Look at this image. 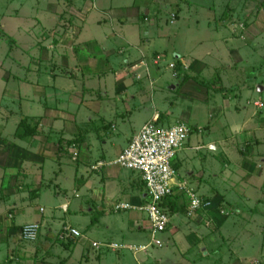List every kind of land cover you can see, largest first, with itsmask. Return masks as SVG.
Segmentation results:
<instances>
[{"label": "rangeland", "instance_id": "1", "mask_svg": "<svg viewBox=\"0 0 264 264\" xmlns=\"http://www.w3.org/2000/svg\"><path fill=\"white\" fill-rule=\"evenodd\" d=\"M219 21L226 24L220 25ZM84 22L98 27L92 29V26L83 32ZM92 30L100 33H96L99 44L93 45L94 50L89 49L86 43L89 37H93ZM219 33L221 37H218ZM106 36L112 37L106 44V47L114 49L110 56L99 50L106 43ZM131 37H136L135 42L147 55L134 60V67H128L132 73L124 77V81L135 76V71L142 73L144 69L146 73L148 68H151L150 77L138 74L134 80L137 83L131 85L130 91L123 92L121 85L126 83L121 82L117 93L113 94L114 89L109 92V88L112 89L109 85H112L114 75L123 73L121 65L129 64L125 61L126 53L119 49L135 50L131 46ZM233 39L237 44L228 43ZM227 49L230 61L218 60L219 55L216 58V54L227 52ZM176 58L185 59L186 64L197 59L204 65L196 70L192 67L186 70L182 64L175 68ZM83 64L95 70H90V73L83 70L85 74L81 73L79 67ZM56 69L65 71L64 77L75 78L73 83L77 92L83 90L81 97L85 99L82 102L86 101V104L80 105L79 109L93 122L84 123L79 132L72 125L67 130V121L60 120L66 116L59 113L67 114V109L74 111L75 107L71 110L61 102L67 100L75 104L80 99L79 95L68 92L55 94L47 89L44 100L42 93L34 91L36 77L42 71H46L43 74L48 78L52 77ZM200 69L204 75L198 74ZM103 84L107 85L105 98H101L104 95L101 92L104 91ZM24 88L32 97L25 105L21 104L24 103L21 95ZM132 95L134 100L130 98ZM59 100L61 102L58 103ZM44 102L51 108L62 105L66 109L61 107L57 108L58 112H53L58 116L53 120L56 119L61 127L49 131L41 126L40 132L37 125L38 132L34 137L20 140L17 130L19 121L25 117L22 114L41 115L40 104ZM255 102L264 105V0H0V198L11 196V199L20 200V195L26 191L27 196L23 199L30 200L18 210L17 222L32 219L35 210L45 206L47 212L55 213L56 230L64 222L81 233L71 242L70 249L65 245L67 238L60 243L55 237L50 239L52 243L47 248L48 227H41L43 232L39 240L27 241L19 235L18 249L24 250L25 254L14 264H54L55 261L59 264L61 257L67 258L65 264H264V162L261 161L264 158V129L250 140L240 136L234 139L230 130L225 132L228 139H222L220 133L213 136L210 130L200 134L191 130L190 146L197 136L203 141L222 139L226 146L225 153L217 157V163L205 156L206 149H191L186 154L179 152L175 157L179 163L176 175L181 176V180L192 172L193 177L187 181L195 184V178H200L199 194L209 188L215 190L210 192V196H201L214 203L212 209L216 212L213 220L206 222L187 215L181 209L187 202L177 199L181 210L170 215L171 226L177 229V234L166 231L160 234V246L137 253L129 248L113 251L105 246L96 248L95 244L92 245L93 241L122 242L127 246L146 244L149 242L148 225L145 222L142 231L128 230L125 224L128 213L132 212L130 210L105 213L98 216L96 224H89L90 217H96L97 213L95 209L87 211L89 192L80 184V179L75 178L76 174L77 177L85 174V166L70 157L76 153L77 157L79 148L82 155L83 141L64 142L81 138V130L86 128L90 130L88 138L92 139V144L101 147L103 140H109L111 136L115 139L111 140L119 142V130L134 132L143 121L150 120L155 111L165 125L183 120L190 128H205L208 110L213 107L230 105L228 109L234 111L240 107L243 109L245 105L251 111ZM99 116H105L107 122L113 123L108 130L112 132L109 137L102 136L103 130L95 129ZM245 116L242 112L237 117L243 119ZM212 122L214 127L226 124L224 117L221 119L220 116ZM103 127L106 129L108 124ZM256 137L259 142H256ZM257 143L258 152L251 154V146ZM16 147L19 149L15 150ZM23 148L38 151L36 154L42 157L47 155L53 160L60 159L62 170L48 171L40 165L39 172V160L32 163L35 166L22 167L23 162L19 163L18 158L14 161L6 159L10 151L19 157ZM49 149L51 154H48ZM100 151L98 149L97 153ZM37 175H41L39 181ZM35 193L39 195L33 198ZM178 194L177 198L183 199V195ZM64 202L68 203L66 211L61 209ZM42 245L47 252L43 249L42 253H29L30 248ZM1 249L2 258L3 253H7L3 251L6 248ZM44 253L47 256L37 257Z\"/></svg>", "mask_w": 264, "mask_h": 264}, {"label": "crops", "instance_id": "2", "mask_svg": "<svg viewBox=\"0 0 264 264\" xmlns=\"http://www.w3.org/2000/svg\"><path fill=\"white\" fill-rule=\"evenodd\" d=\"M92 6L94 7L95 5H92ZM90 7H91V5L89 6V8ZM97 23H99V22H97ZM219 23H220V25L226 24V22H222V21L221 22L219 21ZM86 26H88V27H86ZM90 27H92V29H93L95 27H98V25H96V24L88 25L84 22L83 28H82L83 32L86 30V28L87 29L89 28V30H90ZM215 29H216V27H215ZM91 33H92L93 37L92 38L89 37L86 43H87L89 49L94 50L93 45L95 46V45L99 44V43H97L98 35H96V33H99V32H98V30H92ZM123 37L125 38V35ZM123 37H120V38L124 40ZM218 37H221V33H219ZM229 38H231V37H229ZM111 39H112L111 36L110 37L106 36V43L103 45L102 48H99V50H102V52H103L102 54H106L107 56H110V55H112L111 53L114 52V49L106 47L107 42L111 41ZM130 39H131V41H133V43H131L128 40H126V41H127V43H131V46L133 48H135V50H132V49L129 50V48H126L124 50L119 49L120 52L126 53L127 60H125V61H127L129 64L121 65V69H122L123 73L117 74V76L114 75L112 85H109V87H112V89L109 88V92L113 91V89H114L113 94L117 93L119 86H120L118 84H120L121 82L126 83L125 85H121L124 88L123 92L127 93V91H130L131 85H135L137 83L134 80H135V76L138 74H143V77H150L151 68H148L146 73H144V69L142 70V73L139 71H135V74H136L135 76L132 75V77L129 81H127V82L124 81V77H126L130 72L132 73V71L128 70V67L130 69H132L134 67V63H135L134 60L140 58V56L143 57V56L147 55L140 48V46L135 42L136 37H135V39H134V37H131ZM234 42H235V39L229 41L228 43L234 44V45L237 44ZM224 43H226V42H224ZM100 45H101V41H100ZM136 51H137V53L135 54ZM217 55H219L220 58L219 57L217 58ZM237 56H239V55H237ZM216 58L218 60L230 61L229 49H227V52H224V51L218 52V54H216ZM54 59H56V57H54ZM179 60L182 64V66L185 67L186 70L188 67L189 68L192 67L193 70H196L195 68H197V67L201 68L204 65L202 62H200L197 59H194V60L192 59V61L189 64H186V62H184L185 59H183V58H179ZM159 65H160V63H158V66ZM192 65L195 67H193ZM161 67L162 66H159V68H161ZM189 68H188V70H189ZM79 69H80V72L84 73V74H85V72L90 73V70H95L94 67H92V69H90L88 64L84 65V66L81 65L79 67ZM83 70H85V72ZM202 71H203V69H200L198 74L204 75L202 73ZM42 72L44 73L46 71H42ZM43 73H41L39 77H36V80L34 81V84H33V88H34V91L36 93H39V94L42 93L44 100H46L45 94H46L47 89H50L51 92H54L55 94L68 92V93H71V95H73L75 93V95L77 94L80 96V99L75 104L70 103L67 100L62 101V102L60 100L58 101V103L61 102L62 105L67 104V106H69V108H71V110H73L72 107H75L74 111H70L68 109L67 110L64 109L62 105H60V106L57 105V108L60 109L62 107V109L68 111L67 114H66V112H63V111L59 112L62 116L63 115L66 116V119H64L60 116L61 121H63V122L67 121V122H65V123H67L65 125V128L68 130L69 126L72 125V127L74 129H76V132H77V130L79 128H81V126H83L84 123L85 124L92 123L93 121H92V118L90 116H87L85 113L81 114V112H80L79 106L86 104V101H84V104H83L82 101L85 99V98L82 99V97H81L83 90L81 89L80 92H77L78 90H77L76 84L73 83L75 78L64 77L62 74H64L65 71L63 73L60 69H56V71H53L52 77L50 76L49 78L47 77L48 75L43 74ZM133 74H134V72H133ZM76 80L78 82V79H76ZM141 83H143V82H141ZM152 83H153V80H152ZM103 85H105V87H103L104 91H101V92L104 95L101 96V98H105L106 95L108 94L107 88H106L107 85L106 84H103ZM83 86H84V84H83ZM97 86L99 87V85H97ZM22 90H23V92H21V95L24 96V103L22 102L21 104L25 105L26 102H30L32 100V97L29 95V92H26V88H24ZM123 94L124 93H122V96H123ZM21 95H20V99H21ZM130 98H133V100H134L135 96L132 95ZM39 101H41V100H39ZM246 103L248 104L249 101L247 100ZM40 105H41V108L39 110H41V112H42L41 115H30V114H22V115L26 116V117L33 118L34 121L39 120L38 128H39L40 132H41V129H43L41 126L46 127L47 130H49V131L50 130L55 131L57 128L61 127V124L56 121V119L58 117V116H56L57 114L53 115V112H58L57 108L56 107L51 108L50 105L47 104V102H44ZM229 106L230 105L222 107V106L217 105V106L213 107L211 110L206 109L210 113L208 114V122H205L206 125H203V126H205V128H200V127H202V126H200L199 127L200 130H199V128L194 126L191 128V130L192 131L196 130V133H198V134L202 133L204 130H210L211 132H213V134H214L213 136H215L216 133H220V135L222 136V139H228L226 137L227 134L225 132H227V130H230L234 135H236V136H234V135L230 134L232 136V138L235 139L236 137L240 136L241 139L245 138L246 140H250L251 137H255V133H257L259 135V130L264 129V125H263L264 114L262 113V106L264 107V105L256 106L255 104H253V106H255V107L253 109H251V111H249V109L245 105H243V109H242V107H240L239 110L237 109L234 111H230L228 109ZM258 107H261V108H258ZM5 108H7V106ZM7 110L5 111V114L8 113ZM156 112L157 111H155L153 113V115ZM242 112L246 116L243 119L242 118L239 119L237 116ZM85 115H86V117H84ZM216 116H220L221 119H222V117H224V119L226 120V124L224 122V127H222V126H220V127L215 126L214 127L215 124L212 121L214 118H216ZM53 118H56V119L53 120ZM97 119H98L99 123H98V127L95 129L97 131L103 130L104 133H102V136L109 137L112 132L109 133L108 130L110 128H112L113 123L111 121L110 122L112 124L107 122L105 120V116H101V117L99 116V117H97ZM147 120L148 119L143 121L141 123V126ZM104 124H108V127L106 129L103 127ZM1 125L4 126V122H2ZM141 126L137 130H135L134 132L133 131L130 132L127 129L119 130V132L117 133V138L119 139L118 140L119 142L111 140V139H114V137L111 136L110 137L111 139L103 140V143H102L103 145L101 147L95 143L92 144V142H91L92 139L88 138V136L90 134L89 129L86 128V129L81 130L82 131L81 134L83 133V135H81L82 137L81 138L79 137V139H81L83 141L82 142L83 146H84L83 153L80 156V148H79V149H77L79 151L77 157H76L77 153L74 154V156L70 155V157H71V160L79 162L85 166V169H84L85 174H82L79 177H77V174H76L75 178L80 179V181H81L80 184L82 183L83 186H86V190L89 192V193H87L89 197L86 200V202L88 204V206H87L88 210L87 211L93 212L95 209L96 210L95 212L97 213V214H95V215H97L96 217H93V218L90 217V223L89 224H93V225L96 224V222L98 221V216H102L105 213H108V212L110 213L113 211L130 210V211L136 212V213H132V212L128 213V216H127L128 220L125 224L127 226L128 230H132V228H133L135 230L137 229L136 231H142L143 229H145V225H144L145 222H146V225H148V222L145 221L147 219H146L143 211H140L138 209L114 210L113 207L116 203L125 202V203L134 204V205H139L141 203H144V201L146 200V191H145L144 184H143V182L140 178V175L138 173H136L132 170H129L127 168H124V167H119V166L111 164V163L109 164V161H111L115 156H117L123 150V148L126 146V144L130 141V139L138 133ZM215 129H217L216 130L217 132L215 131ZM79 131L80 130H78V132ZM191 132L189 134L188 140L185 143L184 147L179 149V151L177 152L175 157L177 158L179 152L186 154V151H190L191 149H194V150L206 149L207 152H206L205 156L209 157L211 162L217 163L218 162L217 157L222 155L226 151V146H224L223 140L210 138L207 141H203L201 139L202 137L200 138L197 136L196 140L195 139L193 140V143H192L193 146H190L189 142L191 140L190 139ZM42 135L45 136L46 133L42 134ZM63 136H65V135L62 134V137ZM256 139L258 140L257 137H256ZM3 140H4V138H3ZM229 140H232V139H229ZM0 141H2V140L0 139ZM256 142H259V140ZM257 144H254L253 146H251L253 148V149H251V154H254L253 151L258 152L256 150H257V148H259V143H257ZM250 145H251V143H250ZM14 149L18 150L19 148L16 147ZM98 149L101 150L99 153H97ZM20 150H22V153H21V155H19V157H17V155H15L13 151H10L9 154L8 153L6 154V156H5L6 159H12V161H14L15 158H18L19 163H21V161L23 162L21 164L22 167L23 166L24 167L35 166L32 163L38 162V160H39L40 164L37 165V168H38L37 171H39V172H41V166H43L45 169L48 168L49 169L48 171L57 170V168L62 170V166L60 165V159L59 160L54 159L55 160L54 161L52 158L48 157L47 155H44V157L37 155L36 153L38 151H33L30 149H25V148L20 149ZM18 152H20V151H17V153ZM51 153L52 152L49 149L48 154H51ZM54 154H56L55 151H54ZM0 157H1V155H0ZM32 157H34L35 159H32ZM76 158H77V160H76ZM100 161L104 162V164L100 165L99 164ZM245 161L247 163V160H245ZM261 161L264 162V158H262ZM174 163L176 164L175 169L177 171V166L179 165V163L175 158H174ZM244 163L245 162L242 161L243 165H244ZM11 165H12V163H11ZM0 166H2L1 163H0ZM77 168H76V170H77ZM245 172L246 171H244V174H245ZM94 173L97 174L96 177L93 175ZM214 175H217V173H214ZM0 176H1V174H0ZM190 176L193 177L192 172H189V176H185L184 179L181 180L182 179L181 176L176 175L175 179H173V183L174 182L175 183H184L185 187L188 190H190L193 194H195L196 196H199V197H201L203 195L205 197L210 196V192L215 191L214 189L209 188V190L207 192L205 191L206 194L205 193L199 194L198 191L200 189L201 182H198V179H200V178H195L197 180V183L190 184L187 181V178H190ZM37 177H38L37 181H39V179L41 178V175H37ZM0 182H2V179H0ZM0 186H1V184H0ZM25 192L26 191L22 192V194L20 195V196H22L20 200L16 199V198L11 199L12 198L11 196H9V197L5 196L3 198H0V246L2 245L0 247L1 264H14L15 260L19 261L21 257H24V254H25L24 250L18 249V244H17L18 243L17 237H19V229L23 223L38 222L40 224L39 236H38L37 240H39L40 235L43 232V231H41V227H48L47 228L48 231H47L46 238H45L46 246L48 244L47 248H49L50 243H52V241H50V239H52V237H55L54 239H56V241L60 240V243H63L64 240L67 238V243L65 245H67V247L70 249L71 242L75 241L76 237L81 236V233L78 236H73L69 233V231H63V230H67V228H69V227H72V226H66L64 222H62L63 226L59 230H56L54 228L55 227V219H56L55 213H54V211L47 212V209L45 206L43 208L39 207L37 210H35L34 216L32 219L21 220L20 222H17L16 221V216H17L16 214H17L18 210L23 209V206L27 203L28 200H30L28 198L23 199L24 196L25 197L27 196L25 194ZM173 193L174 194L180 193L183 195V199H181L182 198L181 197V198H178V200H181L183 202L184 201L187 202L186 207L183 206L184 208H181V209H184V211L186 213L187 205L189 202H188V197L184 193V190L180 189L179 187L178 188L176 187L174 189ZM38 195H39V193H35L33 198H36ZM205 197H201V198L205 201V203L208 205V207L200 208V210L199 209L195 210V212L193 214L194 215L193 218L196 220H202L203 219L206 222H212L213 217H214L213 216L214 212H216L215 210L212 209V206L214 203H212V201L209 199H205ZM67 205H68L67 202L61 203V209L63 211H66ZM197 212L199 213L198 215H197ZM200 214H202V216L198 217ZM115 220L113 222L114 224H115ZM187 227H189V226H187ZM166 231H174L176 233L177 229L173 228L171 226V222H169V225H168ZM166 231H164V233H166ZM117 232H120V231H117ZM129 232L131 233L132 231H129ZM185 243H188V241ZM93 244H95L96 248H99L101 246H105L107 248V250L109 249V250L115 251L116 249H119V248H116L115 246H118V244H122V242L118 243V242H112V241H106V242H104V241L103 242L93 241L92 245ZM1 248H6L3 251L7 253V255H5L3 253L2 258H1V253H2ZM47 248H45V245H42L41 247L30 248L31 250H29V253H37L38 251L40 253H42L43 249H45V252H47L46 251ZM116 252H118V251H116ZM18 254H19V256H18ZM43 255L47 256L44 253V254L38 255L37 257L40 256V258H42ZM59 261H60V262H58L59 264H61V263L65 264V262H67V258L61 257V259ZM55 262H54V264H56ZM70 264H74V263H70Z\"/></svg>", "mask_w": 264, "mask_h": 264}, {"label": "built area", "instance_id": "3", "mask_svg": "<svg viewBox=\"0 0 264 264\" xmlns=\"http://www.w3.org/2000/svg\"><path fill=\"white\" fill-rule=\"evenodd\" d=\"M254 104L261 105L258 102ZM190 132L191 128L183 120H177L172 125H165L159 121V114L156 112L141 126L123 150L109 161V164L138 172L146 191L144 203L139 205L116 203L113 208L114 210L138 209L143 211L148 221L149 242L137 246H127L122 243L115 246L116 248H129L137 253L162 244L160 234L166 231L171 215L162 202L173 193L176 187L183 189L188 197L187 215L193 216L195 210L206 205L205 201L188 190L184 183H173L176 176L174 158L187 141ZM99 164L103 165L104 162L100 161ZM39 228L38 222L23 223L19 235L23 240H35L39 234ZM67 230L73 236L80 234L73 227Z\"/></svg>", "mask_w": 264, "mask_h": 264}, {"label": "trees", "instance_id": "4", "mask_svg": "<svg viewBox=\"0 0 264 264\" xmlns=\"http://www.w3.org/2000/svg\"><path fill=\"white\" fill-rule=\"evenodd\" d=\"M180 65H181V62L179 59H175V62H174V67L175 68H180ZM31 121H33V118H30V117H23L20 121H19V126L18 127V130H17V137L19 139H25V138H28V137H34L36 134H37V125H38V122L39 120H36L33 122V124L31 123ZM159 121L161 122V119H160V115H159ZM19 129H21L19 131ZM79 141V138L76 137V138H73V139H70V140H65L64 142L65 143H68V144H71V143H75V142H78ZM62 146V145H60ZM174 167L176 168V164L173 163ZM177 194H171L170 196H168L167 198L164 199V201L162 202V205L165 207L168 208L170 214H173L177 211H179L180 207L179 205L177 204ZM40 230V228H39ZM66 231V230H65ZM68 231V230H67ZM39 236V234H38ZM37 236V238H38ZM36 238V239H37ZM35 239V240H36Z\"/></svg>", "mask_w": 264, "mask_h": 264}, {"label": "water", "instance_id": "5", "mask_svg": "<svg viewBox=\"0 0 264 264\" xmlns=\"http://www.w3.org/2000/svg\"><path fill=\"white\" fill-rule=\"evenodd\" d=\"M170 88H173V86H170Z\"/></svg>", "mask_w": 264, "mask_h": 264}]
</instances>
